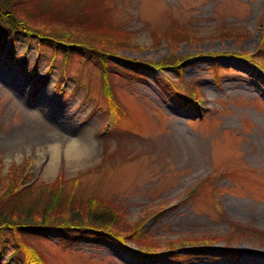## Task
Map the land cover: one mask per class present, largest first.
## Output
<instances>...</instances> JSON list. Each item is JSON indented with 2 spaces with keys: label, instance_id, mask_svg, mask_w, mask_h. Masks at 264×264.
Returning <instances> with one entry per match:
<instances>
[{
  "label": "rangeland",
  "instance_id": "obj_1",
  "mask_svg": "<svg viewBox=\"0 0 264 264\" xmlns=\"http://www.w3.org/2000/svg\"><path fill=\"white\" fill-rule=\"evenodd\" d=\"M41 5L125 27L130 39L111 46L104 78L99 48L66 54L23 33L0 36V193L32 183L21 201L42 206L60 184L64 196L116 204L127 223L121 227L142 221L158 248L172 239L186 245L150 259L134 239L126 237L125 248L91 229L73 239L9 229L0 233V264L24 260L17 239L31 241L45 264H264V69L247 56L264 64V0ZM181 25L186 36L171 39L169 28ZM226 26L235 30L227 34ZM107 80L120 119L110 114ZM18 136L28 143L12 145ZM72 140L90 147L69 155ZM203 236L211 243L192 245Z\"/></svg>",
  "mask_w": 264,
  "mask_h": 264
},
{
  "label": "trees",
  "instance_id": "obj_2",
  "mask_svg": "<svg viewBox=\"0 0 264 264\" xmlns=\"http://www.w3.org/2000/svg\"><path fill=\"white\" fill-rule=\"evenodd\" d=\"M226 28L229 30L227 34L235 30L234 27L226 26ZM184 29L182 25L178 26L177 31L169 28L170 38L173 40L183 39L186 36ZM17 33H23L29 38L34 37L39 42L50 41L54 48L61 46L66 54L67 52L72 53L73 49L77 47L85 48L91 53H93V48H99V50L103 51L100 59L103 67L101 68L102 77L104 78L108 77L110 73L109 53L115 54V48H111V46H116V44L126 45L130 39V35H128L130 30L125 27L105 25L84 15H66L60 14V11H56V9L47 10L42 7L41 0H0V36L4 37L7 34L14 36ZM100 41L103 44L102 47L98 45ZM103 41L114 43L115 45H105L106 43ZM226 54L240 56L238 53L227 51ZM247 56L251 60L259 62L264 69V64L260 59L253 58L250 53ZM119 58L127 60L123 56H119ZM132 60L135 61L136 59L129 58L130 63ZM168 63H172L176 69L179 60L175 62L173 59H168ZM147 64L152 66L150 63ZM164 64L168 65L167 63ZM154 66L160 67V65ZM104 87L107 98L110 101L109 109L114 111L115 120L117 118L120 119V112L113 100L112 89L108 80L104 81ZM189 102L195 104L196 99L192 96ZM15 186H10L3 193H0V233H3V235L5 230L10 229L23 237L28 234H41L40 232L53 231L58 235L72 238L73 236L83 235L91 229L97 234L104 232L107 235H111L118 241L119 245L125 248H130L129 245L125 244L126 237L134 239L142 255L150 259L166 255L173 252L175 248L186 245L174 244L178 241L172 239L168 244L169 247L158 248L153 234H149L150 231H146L137 238L134 237L138 232L141 221L133 227L122 228L121 226L124 223L127 224L124 218L125 214L118 209L116 204L110 201H101L93 197L83 200L74 196H64L63 187L60 184H53L52 187H49L45 204L38 206L35 201H32V205H23L21 196L30 193L35 186L32 187L31 184L29 187L22 188L21 191H18V186ZM229 234L233 235L234 233L230 232L225 236L224 242L226 245L231 242ZM258 234L264 236V233ZM211 239V236H203L192 237L189 240L193 242V246H198L197 244L202 241H206L203 243H211L209 242V240L212 241ZM19 240L15 241L18 242L16 249H21L24 254V260L20 262L21 264L31 261H36V264H45L44 256L35 249L31 241ZM187 251H191L190 248ZM133 254L136 257L139 256L136 253Z\"/></svg>",
  "mask_w": 264,
  "mask_h": 264
},
{
  "label": "bare ground",
  "instance_id": "obj_3",
  "mask_svg": "<svg viewBox=\"0 0 264 264\" xmlns=\"http://www.w3.org/2000/svg\"><path fill=\"white\" fill-rule=\"evenodd\" d=\"M34 138H35L34 136H30L31 142L36 141V140H34ZM48 140H51V139L49 137L41 139L42 142H45ZM10 143L12 145H26L28 143L27 136H25V137L24 136H18L16 138L14 137L10 140ZM69 145L70 146H68V149H67L68 154L70 155V153H71V155H73V156H80L82 153H86L85 151L87 149H89V147H90V143H86V142H82V141H78V140H72L69 143ZM73 147H74V150H73Z\"/></svg>",
  "mask_w": 264,
  "mask_h": 264
}]
</instances>
